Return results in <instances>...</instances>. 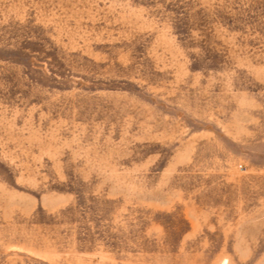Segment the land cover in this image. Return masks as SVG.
<instances>
[{"label":"rangeland","instance_id":"obj_1","mask_svg":"<svg viewBox=\"0 0 264 264\" xmlns=\"http://www.w3.org/2000/svg\"><path fill=\"white\" fill-rule=\"evenodd\" d=\"M0 264H264V0H0Z\"/></svg>","mask_w":264,"mask_h":264}]
</instances>
